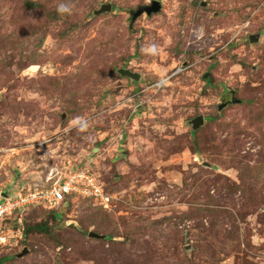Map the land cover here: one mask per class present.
Wrapping results in <instances>:
<instances>
[{"label": "rangeland", "instance_id": "1", "mask_svg": "<svg viewBox=\"0 0 264 264\" xmlns=\"http://www.w3.org/2000/svg\"><path fill=\"white\" fill-rule=\"evenodd\" d=\"M153 1L0 0V191L72 156L115 197L7 219L0 264H264V0Z\"/></svg>", "mask_w": 264, "mask_h": 264}, {"label": "built area", "instance_id": "2", "mask_svg": "<svg viewBox=\"0 0 264 264\" xmlns=\"http://www.w3.org/2000/svg\"><path fill=\"white\" fill-rule=\"evenodd\" d=\"M171 77L163 78L158 86L165 85ZM58 159L48 166L43 183H35L29 188L16 186L14 190L0 191V247L10 243L14 232L9 227H2L1 222L15 214H22L30 207L55 209L71 198L91 199L95 205L105 209L113 205L114 195L107 191L90 163H78L72 156ZM19 223H23L21 218Z\"/></svg>", "mask_w": 264, "mask_h": 264}, {"label": "water", "instance_id": "3", "mask_svg": "<svg viewBox=\"0 0 264 264\" xmlns=\"http://www.w3.org/2000/svg\"><path fill=\"white\" fill-rule=\"evenodd\" d=\"M112 10V6L110 4L108 5H104L102 6V8L100 10H98L96 13L97 14H101L103 12H107V11H111ZM162 10V3L159 0H154L151 4H147L144 6H141L137 11L133 12V20L135 21L139 16L147 13L148 15H152V14H156L159 13ZM256 36H251V40L254 42L257 40V38H255ZM121 74L126 75V76H130L133 78H139V75L136 73L131 72L130 70H126V69H120ZM236 103L240 102V100H235ZM221 108H223V106H221ZM195 127L199 128L200 126H202L205 122V119L203 116H199L196 119L193 120ZM90 237H94V238H105L104 235L98 234L96 232H91L90 233ZM28 250L25 249L24 252L22 254H20V256L22 257L23 255L27 254Z\"/></svg>", "mask_w": 264, "mask_h": 264}, {"label": "clouds", "instance_id": "4", "mask_svg": "<svg viewBox=\"0 0 264 264\" xmlns=\"http://www.w3.org/2000/svg\"><path fill=\"white\" fill-rule=\"evenodd\" d=\"M59 11L63 13V12H68L69 9H68L65 5L62 4V5L60 6V8H59Z\"/></svg>", "mask_w": 264, "mask_h": 264}, {"label": "trees", "instance_id": "5", "mask_svg": "<svg viewBox=\"0 0 264 264\" xmlns=\"http://www.w3.org/2000/svg\"><path fill=\"white\" fill-rule=\"evenodd\" d=\"M88 200H91V199H88ZM100 207H101V206H100ZM102 208H103V207H102ZM15 215H16V214H15ZM15 215H14V217H15ZM17 216H18V214H17ZM11 219H12V218H11ZM4 224H5V221L1 222L2 227H5V226H6V225L4 226ZM27 232H28V230H27Z\"/></svg>", "mask_w": 264, "mask_h": 264}]
</instances>
